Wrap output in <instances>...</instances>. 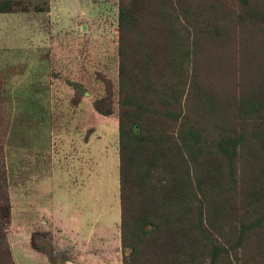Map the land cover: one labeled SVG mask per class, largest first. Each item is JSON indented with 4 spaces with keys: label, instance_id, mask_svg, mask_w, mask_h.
Here are the masks:
<instances>
[{
    "label": "trees",
    "instance_id": "trees-1",
    "mask_svg": "<svg viewBox=\"0 0 264 264\" xmlns=\"http://www.w3.org/2000/svg\"><path fill=\"white\" fill-rule=\"evenodd\" d=\"M204 4L118 9V88L103 79L93 109L118 115L122 264H264V0ZM7 189L0 158V264H15Z\"/></svg>",
    "mask_w": 264,
    "mask_h": 264
},
{
    "label": "rangeland",
    "instance_id": "rangeland-1",
    "mask_svg": "<svg viewBox=\"0 0 264 264\" xmlns=\"http://www.w3.org/2000/svg\"><path fill=\"white\" fill-rule=\"evenodd\" d=\"M15 1L0 14V158L12 258L109 263L120 254L118 115L98 114L93 102L103 79L118 88V9L131 0ZM198 1L196 10L207 0Z\"/></svg>",
    "mask_w": 264,
    "mask_h": 264
},
{
    "label": "crops",
    "instance_id": "crops-1",
    "mask_svg": "<svg viewBox=\"0 0 264 264\" xmlns=\"http://www.w3.org/2000/svg\"><path fill=\"white\" fill-rule=\"evenodd\" d=\"M100 238L102 239V241L100 240ZM100 238H97L98 240H100V242H102V243H107V241H105V239L103 238V237H100ZM118 243H117V245L119 246V249L118 250H120V254H119V256L116 258V259H112L111 261H109V263H107V262H103V263H101V264H122L121 263V257H122V253H121V247H120V233L118 234ZM84 250H86V248L84 249ZM101 252H102V249H101ZM81 254V253H80ZM69 258H72L71 256L69 257ZM46 259V258H45ZM81 259V258H80Z\"/></svg>",
    "mask_w": 264,
    "mask_h": 264
}]
</instances>
